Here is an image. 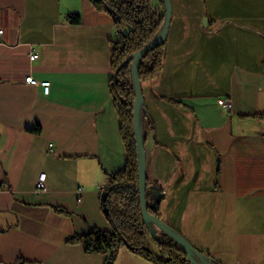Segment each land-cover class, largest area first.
<instances>
[{"label":"crops","instance_id":"crops-1","mask_svg":"<svg viewBox=\"0 0 264 264\" xmlns=\"http://www.w3.org/2000/svg\"><path fill=\"white\" fill-rule=\"evenodd\" d=\"M171 2L163 69L141 81L161 219L222 264H264V0ZM0 29V264H104L69 239L112 229L101 196L127 162L113 18L92 0H0ZM114 264L155 263L122 247Z\"/></svg>","mask_w":264,"mask_h":264},{"label":"trees","instance_id":"trees-1","mask_svg":"<svg viewBox=\"0 0 264 264\" xmlns=\"http://www.w3.org/2000/svg\"><path fill=\"white\" fill-rule=\"evenodd\" d=\"M92 2L99 11L111 14L116 27V39L112 41L113 75L110 91L120 118L127 162L125 168L108 175L101 196L102 210L112 229L95 227L88 232L72 236L69 242L82 243L88 253L105 254L104 264H114L122 247L155 264H194L188 254L179 248L178 243L165 233L155 236L159 252L153 250L149 239L150 227L143 218L139 196V155L134 132L136 91L131 67L134 53L158 34L164 23V16L154 5V0H92ZM80 20L78 13L70 16L72 23H79ZM165 46L166 38L142 56L139 63L141 81L152 79L161 72L164 66ZM143 118L144 121L149 120L143 127L146 146L154 125L145 110ZM40 129L38 126L34 131L39 132ZM153 192L156 196H153ZM163 196V191L147 178V209L159 218H161L159 205ZM176 232L183 235L177 230ZM197 250L203 253L202 250ZM211 258L216 264H222L214 257Z\"/></svg>","mask_w":264,"mask_h":264},{"label":"water","instance_id":"water-1","mask_svg":"<svg viewBox=\"0 0 264 264\" xmlns=\"http://www.w3.org/2000/svg\"><path fill=\"white\" fill-rule=\"evenodd\" d=\"M165 4L164 23L158 34L151 39L142 49L136 51L133 55V63L131 67L133 83L136 91L134 101V132L137 142L139 155V196L141 202V209L143 218L150 227V232L158 236L161 233L169 235L174 239L179 248L185 251L191 258L194 264H216L213 259L206 253L198 251L192 243L183 235L178 234L172 227L167 225L161 218L154 216L147 209V161L146 150L143 137V113L142 105L144 103V96L141 87V80L139 77V63L142 56L153 49L156 45L162 42L168 34V29L172 17V2L171 0H163Z\"/></svg>","mask_w":264,"mask_h":264},{"label":"built area","instance_id":"built-area-1","mask_svg":"<svg viewBox=\"0 0 264 264\" xmlns=\"http://www.w3.org/2000/svg\"><path fill=\"white\" fill-rule=\"evenodd\" d=\"M2 32H3V30L0 29V34ZM38 57H39V52L37 50L33 49L31 54H30V59L36 60V59H38ZM25 81L27 83H30V84L41 85L43 87L45 93H48L50 90V81L49 80H41L40 81V80L36 79L34 76L29 75L25 78ZM218 103H219V105L226 108L227 110H230L232 108L231 101L227 97L219 98ZM50 146H52V144H50ZM45 188H46V173L42 172L36 181L35 189H36V191L39 192V191L44 190Z\"/></svg>","mask_w":264,"mask_h":264},{"label":"rangeland","instance_id":"rangeland-1","mask_svg":"<svg viewBox=\"0 0 264 264\" xmlns=\"http://www.w3.org/2000/svg\"><path fill=\"white\" fill-rule=\"evenodd\" d=\"M149 239L151 242L152 247L156 248V243H155V235H153L150 231H149Z\"/></svg>","mask_w":264,"mask_h":264}]
</instances>
